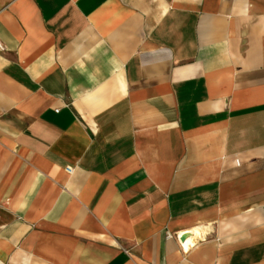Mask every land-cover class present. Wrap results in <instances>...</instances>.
Returning a JSON list of instances; mask_svg holds the SVG:
<instances>
[{
    "label": "crops",
    "instance_id": "0c3cea01",
    "mask_svg": "<svg viewBox=\"0 0 264 264\" xmlns=\"http://www.w3.org/2000/svg\"><path fill=\"white\" fill-rule=\"evenodd\" d=\"M0 264H264V0H0Z\"/></svg>",
    "mask_w": 264,
    "mask_h": 264
},
{
    "label": "built area",
    "instance_id": "2783aa9c",
    "mask_svg": "<svg viewBox=\"0 0 264 264\" xmlns=\"http://www.w3.org/2000/svg\"><path fill=\"white\" fill-rule=\"evenodd\" d=\"M69 170L71 171V169L69 168Z\"/></svg>",
    "mask_w": 264,
    "mask_h": 264
}]
</instances>
